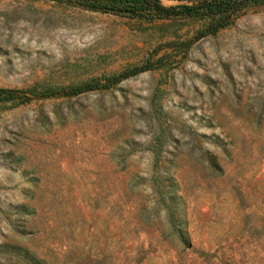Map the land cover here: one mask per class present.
<instances>
[{
	"label": "rangeland",
	"instance_id": "1",
	"mask_svg": "<svg viewBox=\"0 0 264 264\" xmlns=\"http://www.w3.org/2000/svg\"><path fill=\"white\" fill-rule=\"evenodd\" d=\"M99 1L0 0V264H264V4Z\"/></svg>",
	"mask_w": 264,
	"mask_h": 264
},
{
	"label": "trees",
	"instance_id": "2",
	"mask_svg": "<svg viewBox=\"0 0 264 264\" xmlns=\"http://www.w3.org/2000/svg\"><path fill=\"white\" fill-rule=\"evenodd\" d=\"M94 4L96 8L114 11H128L131 15L150 17L183 16L203 20L194 37L184 40L190 43L193 39L215 33L218 29L230 24L234 17L244 8L264 4V0H190L166 5L162 0H108ZM153 64L147 62L142 65L125 68L106 77L108 83H115L122 78L151 68ZM98 85L97 81H86L72 85L67 92H80ZM36 93L35 87L6 88L0 87V100L26 101L30 95Z\"/></svg>",
	"mask_w": 264,
	"mask_h": 264
}]
</instances>
